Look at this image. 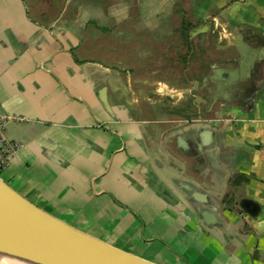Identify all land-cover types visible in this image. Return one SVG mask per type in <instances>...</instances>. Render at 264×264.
Masks as SVG:
<instances>
[{"label":"crops","instance_id":"crops-1","mask_svg":"<svg viewBox=\"0 0 264 264\" xmlns=\"http://www.w3.org/2000/svg\"><path fill=\"white\" fill-rule=\"evenodd\" d=\"M178 1L0 0V104L6 138L21 145L0 178L156 264H264L258 216L240 207L264 198V82L251 105L248 88L236 98L224 86L225 57L200 78L193 39L207 25L184 19L190 34L173 36ZM230 35L218 49L256 53L264 72L258 31Z\"/></svg>","mask_w":264,"mask_h":264},{"label":"water","instance_id":"water-1","mask_svg":"<svg viewBox=\"0 0 264 264\" xmlns=\"http://www.w3.org/2000/svg\"><path fill=\"white\" fill-rule=\"evenodd\" d=\"M258 54L249 59L240 56L237 67L229 75L227 89L246 81L241 70H254ZM219 75L218 71L214 72ZM227 75V76H228ZM244 211L255 217L258 206L241 203ZM19 252L43 260L57 258L66 264H156L124 252L92 237L45 212L6 184L0 178V251Z\"/></svg>","mask_w":264,"mask_h":264},{"label":"rangeland","instance_id":"rangeland-1","mask_svg":"<svg viewBox=\"0 0 264 264\" xmlns=\"http://www.w3.org/2000/svg\"><path fill=\"white\" fill-rule=\"evenodd\" d=\"M173 19L174 21L176 20V29L174 28L176 30V33L173 34V36L176 35L178 37H181L180 31H182V29H179L178 27L184 19H186L185 21L192 24L205 23V25H207L206 27L197 29V33L193 30V32L195 33V38L193 40L196 41L198 45V47L195 48V56L199 60L200 78H202V76L204 75L203 72H201L202 70H207L206 72H209L208 66L204 65H209L210 63H218L223 57L227 59L225 62L230 63L232 67H234L233 69L237 67V62L240 60V56L236 53V47H228L225 51L219 50L217 47L218 40H224L221 39L224 35H226L227 38L230 36V38H232V35L230 34L238 32L242 35H246V37L250 39L253 33L258 31V35L252 37V42L256 43L258 38V43H262L261 39L264 38V0H181L176 3V9L173 15ZM168 42L173 43L174 40H172V38L170 37ZM224 43L226 45V42ZM260 66H262L261 60H259L256 68L252 70L251 76L247 78V80H254V82H252L251 84L253 87V91L248 94V98L250 99L249 102L251 105L256 100V98L260 97V93L256 92L258 90V84L264 82V72H259ZM201 84L202 82L200 80V86L197 92V96H199V98H202V100H205V98L207 97L206 93H203L202 90H200V87H202ZM247 87L248 85L242 87V85L239 84L234 87L229 93L236 98H240L244 93L239 94L238 92ZM237 89L238 91H236ZM263 97L264 94L262 95V98ZM207 104H205L206 107ZM219 104L220 103H218L217 107H219ZM217 109L215 110L216 114L221 112L219 108ZM205 112L206 110L203 111V109H200V117H204ZM245 115L250 119L257 118L254 113H245ZM245 115H241V117H245ZM244 117L239 118L237 115L234 116L227 111V113H220L217 118H223L225 120H231L232 122H234L236 120L238 121L239 119H244ZM261 117H264V115H261V113L259 112L258 121ZM200 121L204 123L208 122L205 119H200ZM261 147L262 145L258 143V148L260 149ZM252 181L253 180H251V182ZM258 182L264 183V179L258 176ZM262 193H264V191H262ZM250 197L251 196L247 197V201L254 203ZM241 209H243V207H241ZM257 216L258 227L259 229L262 228V239L264 240V198L263 200L262 198H260L259 191L258 212L255 217Z\"/></svg>","mask_w":264,"mask_h":264},{"label":"built area","instance_id":"built-area-1","mask_svg":"<svg viewBox=\"0 0 264 264\" xmlns=\"http://www.w3.org/2000/svg\"><path fill=\"white\" fill-rule=\"evenodd\" d=\"M12 119L22 121V118ZM10 117L6 115L0 104V173L5 171L11 164L14 156L20 150L21 145L15 141H10L6 138V126Z\"/></svg>","mask_w":264,"mask_h":264},{"label":"bare ground","instance_id":"bare-ground-1","mask_svg":"<svg viewBox=\"0 0 264 264\" xmlns=\"http://www.w3.org/2000/svg\"><path fill=\"white\" fill-rule=\"evenodd\" d=\"M0 264H66L57 258L50 260L39 259L19 252L0 251Z\"/></svg>","mask_w":264,"mask_h":264},{"label":"flooded vegetation","instance_id":"flooded-vegetation-1","mask_svg":"<svg viewBox=\"0 0 264 264\" xmlns=\"http://www.w3.org/2000/svg\"><path fill=\"white\" fill-rule=\"evenodd\" d=\"M252 82H254V80L253 79H248L247 81H244V82H242L240 85H242V87H244L245 85H248V90H250V92H252L253 91V87H252ZM249 92V93H250ZM239 94H242V92L240 91V92H238Z\"/></svg>","mask_w":264,"mask_h":264},{"label":"trees","instance_id":"trees-1","mask_svg":"<svg viewBox=\"0 0 264 264\" xmlns=\"http://www.w3.org/2000/svg\"><path fill=\"white\" fill-rule=\"evenodd\" d=\"M188 31H190V27H183L182 28V34L184 37L188 36Z\"/></svg>","mask_w":264,"mask_h":264}]
</instances>
